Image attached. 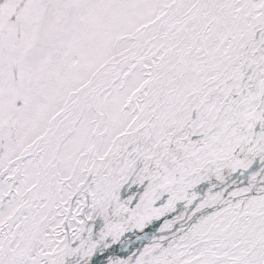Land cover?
<instances>
[{
	"label": "snow or ice",
	"instance_id": "6c2138e0",
	"mask_svg": "<svg viewBox=\"0 0 264 264\" xmlns=\"http://www.w3.org/2000/svg\"><path fill=\"white\" fill-rule=\"evenodd\" d=\"M0 264H264V0H0Z\"/></svg>",
	"mask_w": 264,
	"mask_h": 264
}]
</instances>
